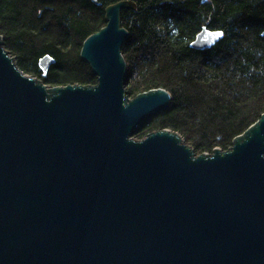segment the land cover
Segmentation results:
<instances>
[{
  "label": "water",
  "instance_id": "95a60500",
  "mask_svg": "<svg viewBox=\"0 0 264 264\" xmlns=\"http://www.w3.org/2000/svg\"><path fill=\"white\" fill-rule=\"evenodd\" d=\"M136 9L108 5L83 42L95 84H45L0 34V264H264V113L212 153L168 128L135 138L172 104L127 92L121 13ZM223 38L204 26L190 46Z\"/></svg>",
  "mask_w": 264,
  "mask_h": 264
},
{
  "label": "trees",
  "instance_id": "16d2710c",
  "mask_svg": "<svg viewBox=\"0 0 264 264\" xmlns=\"http://www.w3.org/2000/svg\"><path fill=\"white\" fill-rule=\"evenodd\" d=\"M119 0H0V34L22 71L49 86L95 84L81 59L85 39L106 25L105 8ZM123 10L130 36L122 46L127 92L163 87L171 107L136 136L178 131L196 154L227 150L264 113V0H133ZM221 29L213 47L190 46L201 29ZM55 61L45 74L39 61Z\"/></svg>",
  "mask_w": 264,
  "mask_h": 264
},
{
  "label": "rangeland",
  "instance_id": "374dc122",
  "mask_svg": "<svg viewBox=\"0 0 264 264\" xmlns=\"http://www.w3.org/2000/svg\"><path fill=\"white\" fill-rule=\"evenodd\" d=\"M14 57H15V56H14ZM15 60H16V57H15ZM16 62H17V60H16ZM28 75H31V74H28ZM31 76H32V75H31ZM126 88H127V85H126ZM134 137L137 138V139H141V138L137 137L136 134L134 135Z\"/></svg>",
  "mask_w": 264,
  "mask_h": 264
},
{
  "label": "snow or ice",
  "instance_id": "6c2138e0",
  "mask_svg": "<svg viewBox=\"0 0 264 264\" xmlns=\"http://www.w3.org/2000/svg\"><path fill=\"white\" fill-rule=\"evenodd\" d=\"M217 36H222L223 34L222 33H216Z\"/></svg>",
  "mask_w": 264,
  "mask_h": 264
}]
</instances>
